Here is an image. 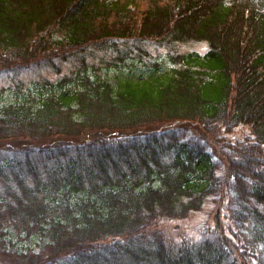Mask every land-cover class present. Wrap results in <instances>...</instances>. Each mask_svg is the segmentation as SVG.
<instances>
[{"label":"trees","instance_id":"obj_1","mask_svg":"<svg viewBox=\"0 0 264 264\" xmlns=\"http://www.w3.org/2000/svg\"><path fill=\"white\" fill-rule=\"evenodd\" d=\"M131 42L172 66L86 73ZM54 60L74 74L0 109V264H264V0H0V72ZM208 201L199 238L166 235Z\"/></svg>","mask_w":264,"mask_h":264},{"label":"rangeland","instance_id":"obj_2","mask_svg":"<svg viewBox=\"0 0 264 264\" xmlns=\"http://www.w3.org/2000/svg\"><path fill=\"white\" fill-rule=\"evenodd\" d=\"M122 44V43H120ZM179 53L193 54L200 57L205 56L209 51V46L205 42H193L177 46ZM168 49L159 47L150 42H131L120 46L118 52L113 53L100 51L94 52L87 58V74L92 77H101L109 80L112 84L122 79H143L156 70L169 69L170 63ZM117 55H120L121 59ZM117 58V59H116ZM60 72H56L50 66L43 65L30 66L15 73L0 72V109L9 104L16 103L24 99L32 102L38 100L44 92L43 81L57 82L64 76L74 74L76 68L74 62L54 60ZM77 64V63H76ZM70 87V86H69ZM72 87V86H71ZM197 127L191 124H169L163 125L160 133L170 131H186L187 135H194ZM198 133V132H197ZM213 213L210 201L199 211L192 212L183 220H163L162 225L166 235L172 240L179 241L182 238H199L203 223ZM11 233L9 236L15 237ZM9 236L7 237L9 239ZM16 242H15V241ZM34 238H20L13 242L18 249L33 246ZM12 242V243H13Z\"/></svg>","mask_w":264,"mask_h":264}]
</instances>
